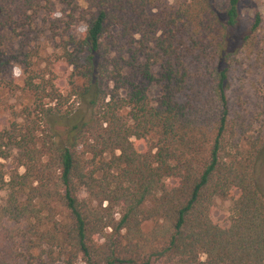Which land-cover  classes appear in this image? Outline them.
Returning <instances> with one entry per match:
<instances>
[{
  "label": "trees",
  "instance_id": "1",
  "mask_svg": "<svg viewBox=\"0 0 264 264\" xmlns=\"http://www.w3.org/2000/svg\"><path fill=\"white\" fill-rule=\"evenodd\" d=\"M53 1L0 0V31ZM58 1L88 4L64 56L91 112L43 110L42 147L30 125L0 133V159L18 151L7 183L0 163V264H264V84L246 63L264 54L260 15L237 38L240 0ZM146 82L163 88L156 105ZM217 199L232 203L220 222Z\"/></svg>",
  "mask_w": 264,
  "mask_h": 264
},
{
  "label": "rangeland",
  "instance_id": "2",
  "mask_svg": "<svg viewBox=\"0 0 264 264\" xmlns=\"http://www.w3.org/2000/svg\"><path fill=\"white\" fill-rule=\"evenodd\" d=\"M183 1L167 0L171 6H178ZM74 5H79L80 8L74 9L73 6L54 0L50 9L32 15L30 20L18 19L20 27L16 30L9 28L0 31V133L13 130L15 125L24 129L30 125L39 135V146L42 147L45 139L48 140L51 135L46 112L51 114L52 109L55 110L57 107L63 115L89 117L91 111L87 101L73 91V83L81 87L83 81L75 79L74 68L64 56V41L71 36L76 39L81 38L88 27L90 12L87 11L88 4L77 2ZM239 12L240 20L236 37L240 38L249 32L257 15H260L262 19L260 36L264 42V0H240ZM136 39L139 40L140 37L136 36ZM135 47L137 48L133 50L138 49L139 45ZM128 57L129 55L124 53V56H117L116 60L123 65ZM246 63L250 71L249 80L254 82L259 80L264 84V54L258 58L253 56ZM154 73L158 76L159 71L155 70ZM31 81L35 85H44L46 93L42 94L30 89L27 84ZM145 86L148 88L151 102L156 105L163 95L162 86L157 82H146ZM54 87L64 97L68 98L73 92L74 96L61 105L48 97L49 91ZM104 87L109 92L114 88V84L105 83ZM121 95L125 96L126 93L123 92ZM109 100V97L106 98V102ZM56 129L64 131L66 127L59 124ZM10 152L9 158L0 159L1 169L6 174V183L10 180V175L17 170L18 165V151L10 150ZM19 171L24 173L23 168ZM258 180L264 192V160L258 166ZM7 196V189H2L0 205L6 202ZM215 206L213 220L220 222L230 211L232 203L229 200L217 199ZM151 229L152 225L146 227V234H149ZM201 261L205 263L206 256H202Z\"/></svg>",
  "mask_w": 264,
  "mask_h": 264
}]
</instances>
